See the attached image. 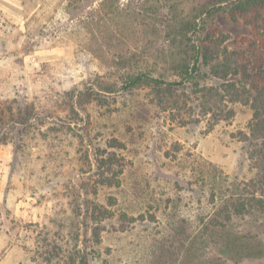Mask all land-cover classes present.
<instances>
[{"label":"rangeland","instance_id":"rangeland-1","mask_svg":"<svg viewBox=\"0 0 264 264\" xmlns=\"http://www.w3.org/2000/svg\"><path fill=\"white\" fill-rule=\"evenodd\" d=\"M216 1L0 0V264H264V213L209 224L264 170L237 138L250 107L182 125L122 87L178 79L168 26ZM207 26L250 34L224 10Z\"/></svg>","mask_w":264,"mask_h":264},{"label":"trees","instance_id":"trees-1","mask_svg":"<svg viewBox=\"0 0 264 264\" xmlns=\"http://www.w3.org/2000/svg\"><path fill=\"white\" fill-rule=\"evenodd\" d=\"M220 10L231 20L250 26L249 36L235 40L242 48L229 49L227 36L207 26ZM168 27L172 74L178 79L166 80L137 70L127 73L122 87L149 85L156 104L169 109L170 120L182 125L205 118L211 128L232 118V104H247L251 120L247 132H240L237 138L248 143L247 156L254 165L264 161V0H217L174 17ZM205 78L212 82L200 83ZM107 86L113 90L115 83ZM120 173L121 167L105 181L117 185ZM253 211L264 213V170L234 199L218 207L209 224L223 228L232 216Z\"/></svg>","mask_w":264,"mask_h":264}]
</instances>
